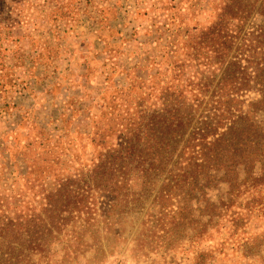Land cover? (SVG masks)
<instances>
[{
  "label": "rangeland",
  "instance_id": "rangeland-1",
  "mask_svg": "<svg viewBox=\"0 0 264 264\" xmlns=\"http://www.w3.org/2000/svg\"><path fill=\"white\" fill-rule=\"evenodd\" d=\"M222 2L0 0V199L25 194L39 206L43 188L74 180L100 151L121 142L127 105L131 111L141 100L150 101L153 87L169 78L176 59L185 60L181 68L190 72L207 70L212 53L203 47L193 57L195 44L189 46L188 39L212 24ZM263 20L250 18L245 31ZM174 35L178 53L162 58ZM135 65L146 67L143 86L134 78L140 69L127 75ZM134 79L137 86L127 94ZM27 167L34 172L26 173ZM138 177L123 184L114 225L101 229L100 250L83 246L78 256L66 257L58 247L52 264H264V248L251 256L237 249L240 239L258 238L264 246L263 216H253L225 249L221 244L229 233L224 229L197 243L194 226L167 224L150 200L143 209L130 210L135 195L127 189L141 190ZM71 185L82 187L78 181ZM105 199L92 188V208Z\"/></svg>",
  "mask_w": 264,
  "mask_h": 264
},
{
  "label": "trees",
  "instance_id": "trees-1",
  "mask_svg": "<svg viewBox=\"0 0 264 264\" xmlns=\"http://www.w3.org/2000/svg\"><path fill=\"white\" fill-rule=\"evenodd\" d=\"M253 15L264 18V0H224L212 24L188 39L193 57L203 47L212 53L207 70L190 72L176 59L169 78L152 86L150 101L131 111L127 105L121 142L100 151L74 180L43 188L39 206L25 194L1 198L0 264H52L62 250L66 257L78 256L83 246L100 250L101 229L114 225L123 184L137 175L142 187L127 189L135 195L130 210L150 200L167 224L194 226V242L224 229L225 249L253 216L264 217V20L245 31ZM168 45L162 58L180 49L176 36ZM136 68L143 86L146 67H130L127 75ZM251 92L256 96L247 97ZM77 181L82 187L71 185ZM93 187L106 198L96 209L89 200ZM243 241L237 249L245 256L264 248L258 238Z\"/></svg>",
  "mask_w": 264,
  "mask_h": 264
}]
</instances>
